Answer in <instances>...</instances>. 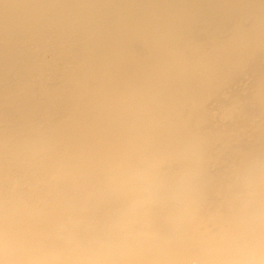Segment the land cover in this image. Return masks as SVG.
<instances>
[{"label":"clouds","instance_id":"1","mask_svg":"<svg viewBox=\"0 0 264 264\" xmlns=\"http://www.w3.org/2000/svg\"><path fill=\"white\" fill-rule=\"evenodd\" d=\"M0 73V264H264V0H0Z\"/></svg>","mask_w":264,"mask_h":264},{"label":"bare ground","instance_id":"2","mask_svg":"<svg viewBox=\"0 0 264 264\" xmlns=\"http://www.w3.org/2000/svg\"><path fill=\"white\" fill-rule=\"evenodd\" d=\"M137 2H159V3H162L163 0H137ZM236 3H244L245 0H235ZM75 48L77 50H81L83 51L85 49V44L83 41H80V40H77V41H74L73 44H70V45H67L64 49H61L60 48V42L58 40H56L55 38H53L50 42L48 43H44L42 42L41 43V48L42 49H57L58 51H69L71 50L72 48ZM15 76H16V73L13 71L10 73L9 75V79H12V80H15ZM4 79V74L3 73H0V82H2ZM9 111L11 109H8Z\"/></svg>","mask_w":264,"mask_h":264}]
</instances>
